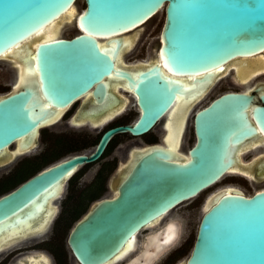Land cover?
Listing matches in <instances>:
<instances>
[{"label":"water","instance_id":"obj_1","mask_svg":"<svg viewBox=\"0 0 264 264\" xmlns=\"http://www.w3.org/2000/svg\"><path fill=\"white\" fill-rule=\"evenodd\" d=\"M80 1L83 10L78 0H0V62L14 63L15 72L30 77L16 88L15 77L11 92L0 95V169L37 149L40 130L58 122L75 102L89 94L102 100L108 79L126 82L135 95L137 118L106 130L92 151L63 157L1 195L0 232L29 225L46 206L52 210L50 202L64 183L98 160L112 137L151 132L178 100L190 104L208 94L231 62L259 58L264 71V0ZM74 6V36L35 42ZM160 10L164 19L153 63L130 73L125 56L117 58ZM132 30L128 40L122 37ZM193 125L196 140L184 155L157 145L139 152L116 183V195L96 202L73 227L67 243L78 264H114L141 231L227 174L264 181V155L249 162L237 157L252 140L264 150V84L247 93L225 92L194 113ZM225 190L208 197L189 256L179 264H264V189L249 197L238 188ZM149 238L137 247L142 255ZM138 256L133 264L144 261Z\"/></svg>","mask_w":264,"mask_h":264},{"label":"flooded vegetation","instance_id":"obj_2","mask_svg":"<svg viewBox=\"0 0 264 264\" xmlns=\"http://www.w3.org/2000/svg\"><path fill=\"white\" fill-rule=\"evenodd\" d=\"M135 49L136 47H133L129 53H126V56L129 55L130 53H133ZM125 57L123 62L126 65L125 70H127L130 73L145 69L147 65H152L153 63L152 61H150V59H146V60L133 59L131 60V62H126ZM147 60L148 62H150V64L145 62ZM136 63L137 64L139 63L140 65L136 66L137 65ZM226 77L228 78V75L226 74L225 71L215 81V83L223 80ZM14 78L11 79L12 80L11 88L14 83ZM237 80L238 82L232 79L234 85L236 86L243 85V83H241V81H239L238 78ZM104 83H106L107 90L105 93L106 96L102 100H97V98L93 94H89L81 98L77 102H75L73 104V105L76 104L75 108H73L72 105L62 112V117L60 121L52 125L54 126L55 129L54 135L49 136V138L51 139L48 140L47 148L45 149V151L50 148V145H52L54 141L56 143L57 140L59 139L62 141L63 140L75 141V140H82L88 137L90 140H93L95 139V136H88V134L85 132L92 131L96 134L99 133L98 141L95 145H92L91 147H88L81 152L68 153L63 157L74 154H86V152H90L96 147V145L99 142V138L101 137L102 133H104L106 130H109V128H113L117 126L128 125L125 124L123 121H120L119 119L125 112L128 111V108L131 106V104L133 105L135 104L134 93H132V91H130L126 87L125 81L108 79ZM256 84H264V82L260 81ZM209 90L208 91L210 93L212 88H210ZM225 92L227 91H224V93ZM224 93L216 94L212 100L223 95ZM205 106L206 105H201L200 107V104L197 106L195 105L193 109L194 111L191 113L193 114L192 119L194 118V113L197 110H201V108ZM135 111L138 112L136 108ZM116 113H120V114H116ZM85 114H101V115L96 117L85 116V118L81 120L74 119L75 115H85ZM166 119L163 120L160 124H158L154 130L143 136L130 137L129 135H116L112 137L104 153L101 155V157L98 160L80 167L76 171V173L64 183L63 192H61L59 197H57L56 199L57 204L55 202L56 200L54 201V208L52 210H49L48 206H46V208L41 210V214L35 220L30 222L28 227L26 228L25 226L21 228L19 227L17 230H14L12 234H8L10 231L0 232V264H33V263L39 264L37 263V261H39L40 264H78L75 257H73L67 243L70 231L83 217H85L86 215H88L89 212L92 211L96 202H98L99 200L111 199L114 197L117 187L116 183L120 181L122 177L125 176L126 174L125 171L127 170V168L133 165L132 161L136 158L139 152H143V151L145 152L146 150L155 147L156 145L167 149L165 144V137L167 135L165 129V126L167 124ZM106 120L109 121L106 122ZM76 122L77 123L82 122L81 126L79 125L77 126ZM186 125L181 136L183 138L181 139L182 147L180 146L179 150L175 153L178 155L182 152L181 150H183V148H185L186 145L188 144L190 139L189 138L190 133L192 134L193 138L196 140L193 123L190 127L188 125V122L186 123ZM76 130L82 131L80 132L82 134H76L75 133ZM41 135L43 137V132H41L40 130L39 137ZM119 136H124L123 138L128 137L129 139L133 138L135 140L130 142L128 139L123 141L116 139V137ZM13 149L14 147L11 148V150ZM45 151H40V153L42 152L44 153ZM40 153L28 154L24 156L22 160H18V161L16 160L17 162L10 169H6L10 165L8 167L1 168L0 182L7 179L8 177H12V175L15 173L18 167L17 164L18 162L20 163L21 161L24 160L26 161L32 160L35 157L39 156ZM0 187H1V183H0ZM49 212L53 213L50 217H49ZM174 222H178V221L172 218L164 221L162 226ZM157 227L153 231H151L150 229L141 231V233H139L135 239L137 243L136 246L137 247L142 246L144 241L148 239L150 235L152 236L154 233L156 234L157 233L156 231L160 229V228L157 229ZM146 232H147L146 236L143 235V233ZM3 245H7V246L4 247ZM1 246H3V248ZM139 254H141L144 260L143 262L140 263L144 264L146 260L145 257L143 256L144 254L142 255V251L139 249H136V251L125 260H122L121 262L118 261V263L115 264H133L139 259L138 258Z\"/></svg>","mask_w":264,"mask_h":264},{"label":"rangeland","instance_id":"obj_3","mask_svg":"<svg viewBox=\"0 0 264 264\" xmlns=\"http://www.w3.org/2000/svg\"><path fill=\"white\" fill-rule=\"evenodd\" d=\"M77 8L78 10H83L84 2L80 1L77 4ZM163 19H164V11L162 10L160 14L155 15L153 19L148 22V24L144 25L140 29L141 35L139 36L137 42H135V45L133 46V47H136V49L133 53H130L129 55L125 57L126 62H131V60L133 59H138V60L152 59L154 58V56H156V50L158 48V42H159L158 38H159V34L163 26ZM65 29L61 33L62 36H64L65 38H71L72 36H74L73 27L70 26ZM15 74L16 72L11 69V66L9 64L0 62V95H5L11 92L12 90L11 89V84H12L11 79L15 77ZM232 79L236 81L233 78V75L232 76L229 75L228 78L226 77L223 80L217 82L212 88L211 92L208 95H206V97L201 101L200 107L201 105H207L210 101H212V99L214 98L216 94L224 93V91L244 92L246 90L244 87H241L239 85L238 86L234 85ZM260 81L264 82V76L257 78L256 80L252 82V84L254 85V83L256 84ZM75 106L76 104L73 105V108H75ZM192 117H193V114L188 121L189 127L193 123ZM136 118H137V112L135 111L134 105L131 104L128 111L125 112L119 120L123 121L125 124H132V122L135 121ZM54 130H55L54 126L41 129V132H43V137L42 135L39 137L38 139L39 146L31 154H37V153H40V151H45V149L47 148L48 140L51 139L49 138V136L54 135ZM80 132L82 131H78V130L75 131L76 134H82ZM85 133H87L88 136H95V139L98 138V134H99V133L96 134L92 131H89V132L86 131ZM123 137L124 136H119V137H116V139L122 140V141L128 139L130 142L135 140L133 138L129 139L128 137H125V138ZM189 138L190 139H189L188 144L186 145L185 148H183V150H181L183 153L186 152V150L189 149L191 146H193L195 143V139L193 138L191 133H190ZM263 152L264 151L259 150V152L257 153L259 154ZM258 156L259 155H256L255 152H251V153L249 152L247 155H245L242 158V160L243 162H249V159L253 157H258ZM22 158L24 157L18 158L17 161L22 160ZM59 159H61V157ZM17 161L9 164L10 166L6 169L12 168V166H14V164ZM53 162L46 164V166H48L49 164ZM262 166H263L262 163H258L257 168L261 170L260 168H262ZM42 168L44 167L42 166ZM228 186H232L234 188L237 187L247 197H249L255 191L264 189V181L261 182L260 184H256L238 175H227L222 180H220L218 183H216L214 186L203 191V193L200 194L195 199L181 204L173 212L169 213L168 216L165 217L163 221L158 225L157 229L161 228L164 221L174 218L178 221L180 225V229H179L180 234H179L178 239L175 241V243L169 249H167L154 264H179L180 262H182V260H185L189 256L188 255L190 251L189 244L197 233L196 231L197 226L202 217V214L204 213L205 202L207 201V199H209L213 195L212 193L220 189H226V187ZM5 193L7 192H3L1 193V195ZM55 202L57 204V200ZM147 232H150V231H147ZM147 232L143 233V235L146 236Z\"/></svg>","mask_w":264,"mask_h":264},{"label":"bare ground","instance_id":"obj_4","mask_svg":"<svg viewBox=\"0 0 264 264\" xmlns=\"http://www.w3.org/2000/svg\"><path fill=\"white\" fill-rule=\"evenodd\" d=\"M78 1L80 2V0H78ZM76 12H77V10H76V8L74 6L73 7V11L70 14H64V15H62L58 21H56L54 24H52L51 26H49L48 28H46L45 31L43 32L44 36L43 37L42 36H38L35 39L36 40L35 42H37L41 38L44 39V41H49V40L57 39V37L63 32V30L65 28L72 26L71 24H73L74 19H75L76 15H77ZM161 12H162V10H160L157 14H160ZM57 25H62V27L61 28H56ZM136 30H132V31H130V33L123 34L122 37L124 39L127 38V40H128L130 34L132 32H134V31H136ZM101 43H103V41H101ZM132 46H133V43L130 41V43L128 44V46H126V48L123 50L122 54L117 58V60L123 61L122 58L124 56H126V53H129L130 52V50L133 48ZM261 58H262V62L264 64V58H263V56ZM2 59L7 62L8 56H4L3 58H1V60ZM241 61L244 63V65H239V63ZM259 61H260V59L259 58H255V57H250V58H247V59H244V60H236V61L231 62L230 64H228L226 68L222 69L223 70L222 73H224L226 71V74L228 76L229 75L230 76L233 75V78L237 82H238V80H237V78H238L239 81H241V83L245 84V85H243L241 87H244L246 89L245 90V93H247L248 91H250L251 87H253L252 82L254 80H256L258 77L264 75V71L261 70L262 68L259 67ZM145 62L150 64V62H148V60L145 61ZM7 63L11 66V69L15 71V68L13 66L14 63H9V62H7ZM139 63L138 64L136 63L137 64L136 66L140 65ZM140 68H142V67H140ZM16 72H17V74L15 76L16 77V79H15V83H16L15 88L18 85L19 86L20 85H25V84H28L30 82V77H28V75L24 74L23 72H21L19 70H16ZM211 88H213V86ZM206 95L207 94H201V96L197 100L193 101L190 104L183 103L180 100H178L177 101V104L170 110L171 112H169L167 114V119H166L167 120V122H166L167 124L165 126V129H166V132H167L166 133L167 135L165 137V144H166L167 149H169L170 151H172L174 153H176L179 150V148L181 146V139H183L181 136H182L183 130L185 129V125L189 121V119L191 118V116H192L191 113L194 111L193 109H194L195 105L196 106L199 105L201 103V101L206 97ZM189 108H190V110H189ZM116 114H120V113H116ZM116 114H114V115H116ZM110 118H111V116H110ZM52 121H54V118L52 119ZM107 121H109V120H106V122ZM48 127H50V126H48ZM260 148H261L260 142L257 141V140H252L247 145H244L243 147L240 148V150H239V152L237 154V157L239 158V160L243 161L242 158L245 155H247L249 152L250 153L251 152H255L256 155H264V152L263 153H259V154L257 153V152H259ZM182 153L183 152H181L180 154H182ZM182 155H184V154H182ZM0 162H4V160L2 161V159L0 158ZM240 171H242V170H240ZM227 175H237V174L231 173V174H227ZM231 189H233V187L232 186H228V187H226V190L225 191L229 192ZM221 190L222 189H220V190H218V191H216L214 193H217V192H219ZM115 195H116V193H115ZM54 201H55V199L50 202V206L53 207V208H54ZM208 201H209V199H207V201L204 204V208H205L204 211H206L208 209V206H209ZM52 214L53 213L49 212V217ZM165 216H167V215H165ZM165 216L159 218L156 222H154L147 229L148 230L150 229L151 231L155 230L156 227L162 222V219L165 218ZM24 226H25V228L28 227L27 224L26 225H22V227H24ZM14 230L15 229H10V232L8 234H12L14 232ZM170 230H173V231H170ZM156 232H157L156 234L154 233L152 236H150V238H149V246H148L149 250L147 252H145L144 255H143L145 257L146 264H151L152 263V258L153 259H157L160 253H162L169 246L171 247V245L178 239L179 234H180L179 226L175 222L174 223L167 224L165 226H162ZM24 236H26V235H24ZM170 236H173V238L171 240H169V237ZM18 239H19V237H18ZM166 241H168V242L166 243ZM7 242H9V241H7ZM136 244H137L136 241L135 242H131V249L130 250H127L128 249V246H127L123 250V252L116 258L115 263H118V261L121 262L122 260H125L126 258H128L131 254H133L136 251V249H137ZM3 246L5 247L7 245H3ZM3 246H1V247L3 248ZM17 248H19V247H17ZM150 248H151V250H150ZM37 263L40 264L39 261H37ZM33 264H36V263H33Z\"/></svg>","mask_w":264,"mask_h":264},{"label":"trees","instance_id":"obj_5","mask_svg":"<svg viewBox=\"0 0 264 264\" xmlns=\"http://www.w3.org/2000/svg\"><path fill=\"white\" fill-rule=\"evenodd\" d=\"M54 141V140H53ZM98 141L97 139L90 140L88 137L82 140L75 141H65V140H57V142L50 145V148L46 150L44 153H40L39 156L35 157L32 160H24L18 163V167L12 177H8L3 180L1 183L0 194L3 192H8L15 188L17 184H21L30 178L32 175L40 171V169L46 166V164L58 160L63 155H66L71 152H81L84 149L95 145ZM195 241V237L189 244V248L191 250L193 243Z\"/></svg>","mask_w":264,"mask_h":264},{"label":"snow or ice","instance_id":"obj_6","mask_svg":"<svg viewBox=\"0 0 264 264\" xmlns=\"http://www.w3.org/2000/svg\"><path fill=\"white\" fill-rule=\"evenodd\" d=\"M87 15H88V14L86 13L85 16H87ZM81 19L83 20L84 17H81ZM83 26H84V25L82 24L81 27H83ZM170 231H173V230H170ZM172 238H173V236H170V237H169V240H171ZM167 242H168V241H166V243H167ZM130 249H131V243H129V245H128V249H127V250H130Z\"/></svg>","mask_w":264,"mask_h":264}]
</instances>
